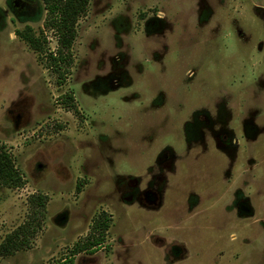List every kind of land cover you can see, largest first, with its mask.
<instances>
[{
  "label": "rangeland",
  "instance_id": "rangeland-1",
  "mask_svg": "<svg viewBox=\"0 0 264 264\" xmlns=\"http://www.w3.org/2000/svg\"><path fill=\"white\" fill-rule=\"evenodd\" d=\"M42 0H0V264H264V0H89L60 83ZM42 39L43 52L21 37ZM73 95V108L62 96Z\"/></svg>",
  "mask_w": 264,
  "mask_h": 264
},
{
  "label": "trees",
  "instance_id": "trees-1",
  "mask_svg": "<svg viewBox=\"0 0 264 264\" xmlns=\"http://www.w3.org/2000/svg\"><path fill=\"white\" fill-rule=\"evenodd\" d=\"M42 2L46 11L44 27L53 30L57 41L55 51L48 53L49 66L56 73L57 82L60 83L71 64V48L77 35V23L81 17L86 15L89 0H42ZM21 37L35 51H45L41 44L44 37L40 39L30 32L21 33ZM62 103L75 110L72 94H64ZM0 184L7 187H19L23 184L22 176L14 166L12 156L3 146H0ZM29 202L33 209L31 220L6 235L0 243V258L29 247V239L40 228V222L44 217L46 198L43 195H35L29 198ZM107 221L108 216L103 214V217L95 223L93 229L98 231V238H95L93 242L88 240L85 244L77 243L69 255L49 264H74L76 254L83 251L95 252L105 236Z\"/></svg>",
  "mask_w": 264,
  "mask_h": 264
}]
</instances>
